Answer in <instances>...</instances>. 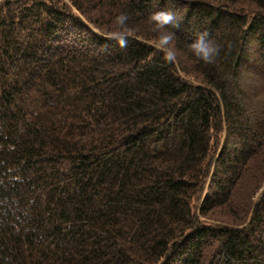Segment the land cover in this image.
<instances>
[{
	"label": "trees",
	"instance_id": "1",
	"mask_svg": "<svg viewBox=\"0 0 264 264\" xmlns=\"http://www.w3.org/2000/svg\"><path fill=\"white\" fill-rule=\"evenodd\" d=\"M262 187L264 0H0V264H264Z\"/></svg>",
	"mask_w": 264,
	"mask_h": 264
},
{
	"label": "clouds",
	"instance_id": "2",
	"mask_svg": "<svg viewBox=\"0 0 264 264\" xmlns=\"http://www.w3.org/2000/svg\"><path fill=\"white\" fill-rule=\"evenodd\" d=\"M160 14H157L153 17V19H158ZM119 22L123 23V21L126 19L125 16L121 15L117 18ZM167 19H171L170 16L167 17ZM122 45L126 44V39H121L119 41ZM192 49L194 50L195 54L197 56L202 57L204 60L208 61L211 59L215 49L208 40L205 39V36L202 34L194 43L191 45ZM169 58H171V53L168 54Z\"/></svg>",
	"mask_w": 264,
	"mask_h": 264
},
{
	"label": "rangeland",
	"instance_id": "3",
	"mask_svg": "<svg viewBox=\"0 0 264 264\" xmlns=\"http://www.w3.org/2000/svg\"><path fill=\"white\" fill-rule=\"evenodd\" d=\"M262 190H264V187H262L261 191H262ZM257 197H258V195H257ZM255 199H256V198H255Z\"/></svg>",
	"mask_w": 264,
	"mask_h": 264
}]
</instances>
